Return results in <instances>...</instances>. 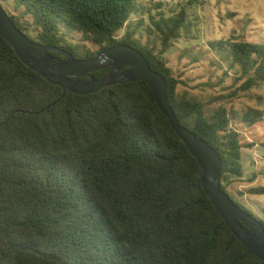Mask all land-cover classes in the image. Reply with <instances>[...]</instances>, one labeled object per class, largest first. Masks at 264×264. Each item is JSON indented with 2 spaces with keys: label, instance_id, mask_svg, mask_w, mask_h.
<instances>
[{
  "label": "trees",
  "instance_id": "trees-1",
  "mask_svg": "<svg viewBox=\"0 0 264 264\" xmlns=\"http://www.w3.org/2000/svg\"><path fill=\"white\" fill-rule=\"evenodd\" d=\"M184 1L194 7L207 0ZM0 4L30 40L76 60L94 59L119 45L141 52L164 76L167 101L180 124L223 160L222 190L251 214L244 196H264V186L237 196L227 188L244 177L242 150L254 144H243L232 128L235 112L226 104L208 114L205 103L180 93L187 83L163 58L188 27L185 8L150 18L149 30L160 39L158 54L136 38L144 20L133 29L129 25L139 13L138 0ZM210 46L227 52L219 56L237 70L236 84L245 80L213 101L232 102L264 87V43L229 38ZM110 70L96 69L92 76L103 79ZM62 95L60 86L25 65L0 36V264H264L206 195L197 159L145 82L115 84L87 96ZM262 121L261 106L247 107L240 118L247 126ZM253 217L264 227L263 219Z\"/></svg>",
  "mask_w": 264,
  "mask_h": 264
},
{
  "label": "rangeland",
  "instance_id": "rangeland-1",
  "mask_svg": "<svg viewBox=\"0 0 264 264\" xmlns=\"http://www.w3.org/2000/svg\"><path fill=\"white\" fill-rule=\"evenodd\" d=\"M10 3V2H9ZM139 13L134 15L129 25L135 28L140 19L144 24L140 27L136 38L143 45H150L160 53V39L151 33V17L163 14L171 17L186 9L188 27H184L163 58L172 68L174 74L186 81L187 86L180 85V93H187L206 104V111L211 114L219 105L226 104L235 112L232 128L241 134L243 144H254L242 150L245 175L234 180L227 188L228 192L237 196L246 192L251 186H264V121L247 126L240 122L243 111L249 107L261 106L264 102V87L241 95L229 101H213L228 96L243 81L236 84L239 76L236 69L230 68V61L219 55L226 51L213 50L210 43L221 39L245 38L248 41L264 43V0H207L204 6L189 7L185 1L178 0H138ZM11 9V8H9ZM125 31L120 32V39ZM89 47L96 49L94 45ZM232 112V113H233ZM255 177L253 183L251 179ZM243 206L255 217L264 220L260 206H264V196L246 195Z\"/></svg>",
  "mask_w": 264,
  "mask_h": 264
},
{
  "label": "water",
  "instance_id": "water-1",
  "mask_svg": "<svg viewBox=\"0 0 264 264\" xmlns=\"http://www.w3.org/2000/svg\"><path fill=\"white\" fill-rule=\"evenodd\" d=\"M0 36L12 45L25 65L60 86L63 89L62 97L66 92L87 96L115 84L145 82L173 131L197 159L202 170L201 184L206 195L232 233L264 262V227L251 214L237 206L222 190L223 160L215 149L180 124L167 101V83L164 76L152 70L141 52L127 45H119L101 52L94 59L76 60L64 50L30 40L17 29L1 4ZM51 52L61 54L65 60H55ZM125 67L127 69L121 72ZM107 68L111 70L105 78L97 80L92 76L96 69ZM85 77L90 81L81 80ZM54 105L56 103L49 108Z\"/></svg>",
  "mask_w": 264,
  "mask_h": 264
}]
</instances>
